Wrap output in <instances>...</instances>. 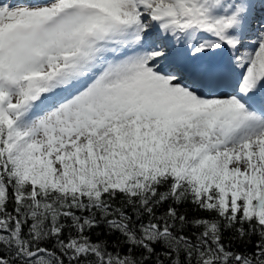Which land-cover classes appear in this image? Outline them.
Listing matches in <instances>:
<instances>
[{"label": "snow or ice", "instance_id": "1", "mask_svg": "<svg viewBox=\"0 0 264 264\" xmlns=\"http://www.w3.org/2000/svg\"><path fill=\"white\" fill-rule=\"evenodd\" d=\"M0 264H264V0H0Z\"/></svg>", "mask_w": 264, "mask_h": 264}]
</instances>
